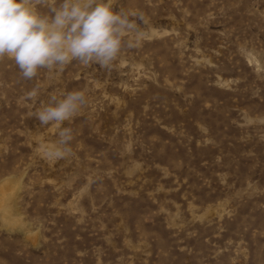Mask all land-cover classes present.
<instances>
[{
    "label": "rangeland",
    "instance_id": "rangeland-1",
    "mask_svg": "<svg viewBox=\"0 0 264 264\" xmlns=\"http://www.w3.org/2000/svg\"><path fill=\"white\" fill-rule=\"evenodd\" d=\"M112 4L145 35L111 70L0 59V264H264V0ZM58 127L73 154L49 159Z\"/></svg>",
    "mask_w": 264,
    "mask_h": 264
},
{
    "label": "clouds",
    "instance_id": "clouds-1",
    "mask_svg": "<svg viewBox=\"0 0 264 264\" xmlns=\"http://www.w3.org/2000/svg\"><path fill=\"white\" fill-rule=\"evenodd\" d=\"M143 22L142 13L117 10L112 0H0V59L13 60L25 80L36 77L39 69L63 71L73 61L111 70L124 49L140 43ZM38 92L33 88L26 99L36 98ZM87 103L83 90L61 98L51 95L35 116L42 126H62ZM57 135L45 150L49 159L73 154V130L58 127Z\"/></svg>",
    "mask_w": 264,
    "mask_h": 264
}]
</instances>
